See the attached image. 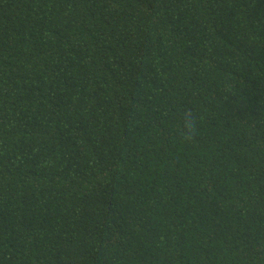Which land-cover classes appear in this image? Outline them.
I'll return each mask as SVG.
<instances>
[{
	"label": "trees",
	"instance_id": "obj_1",
	"mask_svg": "<svg viewBox=\"0 0 264 264\" xmlns=\"http://www.w3.org/2000/svg\"><path fill=\"white\" fill-rule=\"evenodd\" d=\"M0 264H264V0H0Z\"/></svg>",
	"mask_w": 264,
	"mask_h": 264
}]
</instances>
